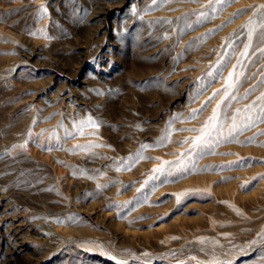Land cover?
Listing matches in <instances>:
<instances>
[{"label":"rangeland","instance_id":"obj_1","mask_svg":"<svg viewBox=\"0 0 264 264\" xmlns=\"http://www.w3.org/2000/svg\"><path fill=\"white\" fill-rule=\"evenodd\" d=\"M118 262L264 264V0H0V264Z\"/></svg>","mask_w":264,"mask_h":264},{"label":"snow or ice","instance_id":"obj_2","mask_svg":"<svg viewBox=\"0 0 264 264\" xmlns=\"http://www.w3.org/2000/svg\"><path fill=\"white\" fill-rule=\"evenodd\" d=\"M88 123H90L93 127H96V125H95V123L94 122H92V121H89ZM201 139H202V137H201ZM196 142H198V141H196ZM142 147H144V146H142ZM154 171H161V169H155ZM179 199V198H178ZM118 264H119V262H118Z\"/></svg>","mask_w":264,"mask_h":264},{"label":"bare ground","instance_id":"obj_3","mask_svg":"<svg viewBox=\"0 0 264 264\" xmlns=\"http://www.w3.org/2000/svg\"><path fill=\"white\" fill-rule=\"evenodd\" d=\"M14 229H16V231L18 230L17 228H14ZM19 246V245H18Z\"/></svg>","mask_w":264,"mask_h":264}]
</instances>
